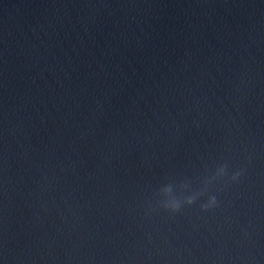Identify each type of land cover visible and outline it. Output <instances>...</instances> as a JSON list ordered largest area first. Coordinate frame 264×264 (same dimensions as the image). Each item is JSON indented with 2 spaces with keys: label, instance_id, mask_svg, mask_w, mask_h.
<instances>
[{
  "label": "water",
  "instance_id": "water-1",
  "mask_svg": "<svg viewBox=\"0 0 264 264\" xmlns=\"http://www.w3.org/2000/svg\"><path fill=\"white\" fill-rule=\"evenodd\" d=\"M0 264H264V0H0Z\"/></svg>",
  "mask_w": 264,
  "mask_h": 264
},
{
  "label": "clouds",
  "instance_id": "clouds-1",
  "mask_svg": "<svg viewBox=\"0 0 264 264\" xmlns=\"http://www.w3.org/2000/svg\"><path fill=\"white\" fill-rule=\"evenodd\" d=\"M227 167H228L227 164L222 165V168H223V169H227ZM242 172H243V170L234 173V175H233V177H232L233 180L238 181V180H239V177L242 175ZM213 202H215V198H213ZM177 210H178V206L172 208V211H174V212L177 211Z\"/></svg>",
  "mask_w": 264,
  "mask_h": 264
}]
</instances>
